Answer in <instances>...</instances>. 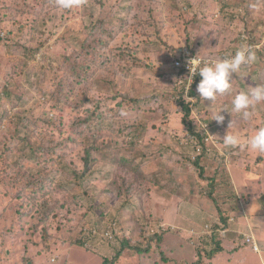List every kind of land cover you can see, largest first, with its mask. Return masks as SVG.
Listing matches in <instances>:
<instances>
[{"label":"rangeland","instance_id":"374dc122","mask_svg":"<svg viewBox=\"0 0 264 264\" xmlns=\"http://www.w3.org/2000/svg\"><path fill=\"white\" fill-rule=\"evenodd\" d=\"M240 45L257 60L213 105L201 101L196 76L190 89L180 82L189 73L174 61L189 48L211 59ZM259 84L264 0H82L70 10L58 0H0V114L9 115L0 124V264H264V154L219 141L228 130L251 135L264 107L252 124L236 113L211 120ZM8 85L26 99H5ZM183 105L199 133L217 136L204 150ZM19 116L39 118L28 123L36 159L7 150L21 145ZM217 158L229 186L212 198L202 181ZM216 225L222 252L209 260L203 242ZM240 250L241 263L230 258Z\"/></svg>","mask_w":264,"mask_h":264},{"label":"clouds","instance_id":"9594fccd","mask_svg":"<svg viewBox=\"0 0 264 264\" xmlns=\"http://www.w3.org/2000/svg\"><path fill=\"white\" fill-rule=\"evenodd\" d=\"M82 0H58L59 7L73 9L79 7ZM257 60L256 51L249 45H243L225 58L205 59L196 55L188 62L189 75L180 80L187 81L186 87L190 89L192 78L199 76L201 79L197 84V91L201 101L208 99L212 105L219 96L232 91L230 77L233 73L239 74L242 67L249 66ZM212 105L210 108H212ZM264 107V84L249 87L247 91H239L232 95L230 109L228 105H221L211 111V120L222 124L225 116L222 113L239 114L241 119L249 124L257 120L258 109ZM210 120V121H211ZM233 124L229 125V129ZM206 127V123L202 128ZM209 135V134H208ZM217 137L215 135H209ZM223 149L243 148L255 154H264V124L254 128L251 135H241L238 132L227 131L222 139H219Z\"/></svg>","mask_w":264,"mask_h":264},{"label":"trees","instance_id":"16d2710c","mask_svg":"<svg viewBox=\"0 0 264 264\" xmlns=\"http://www.w3.org/2000/svg\"><path fill=\"white\" fill-rule=\"evenodd\" d=\"M239 48L240 47H238L237 49H239ZM235 51L236 50H233V53L231 52V54H234ZM189 53L190 54L193 53V50L190 49V48H189ZM231 54H229V55H231ZM229 55H226V54L221 55V56H219V55H215L214 56L213 55V56H211L212 57L211 59H218V58H221L222 59V58H225V57H227ZM200 79L201 78L197 75L196 76V80L199 81ZM26 81L28 82L29 80H26ZM28 86H29L28 88H31V89H34L35 88V87H32L30 84ZM10 87H12V86L10 85ZM28 88H27V91H29ZM27 91L24 92L25 93L24 94L25 96H26ZM2 93H3L5 99H8V100L12 99L14 101V104L13 105H16L20 100H22L23 98H25L23 96H19V97L12 98L11 93H10V90H9V85L6 86V87H4L2 89ZM49 100L53 102V101L57 100V97L53 96V93H51L50 94V97H49ZM0 101H1V98H0ZM179 103L180 104H183L182 101H179ZM1 108L2 107L0 106V109ZM182 108L186 110V117L188 116L187 117L186 124L189 127V132L191 133V135L196 140L197 145L199 147L203 148V150H204L205 147H206V145H207V143L209 144L208 135L206 133L203 135L201 132L199 133L196 130L197 129L196 124L194 125L193 124V121L189 118L188 105H183ZM8 118H9V115L6 114V112L1 113L0 114V124L5 119H8ZM17 120H18V122L15 123V124H17L16 130H15V132H14L13 135H14V137L16 139H18V143H20L21 145L19 144L20 147H18V149H16V150H12V149H7V150H9V152H12V153H14V151H20V152L24 153L28 149V150H30V153L28 155V158L29 159H36L37 158V155L34 153L35 147L34 146L32 147V144L30 142V139H32L31 132H30V127L31 126L28 123L33 120V123L35 124L36 121H39V118H31V117H28V119H27L28 120V123L25 122L20 116H19V118ZM87 126L89 127L91 125L87 124ZM102 129H103V127L99 125V128H93L92 130L95 132L96 130H99L100 131ZM204 139L206 140L207 143L204 142ZM50 153H51V151L49 149V152L47 154L45 153V155L48 156V154H50ZM209 156H210L209 158H210V161H211L212 160V155L210 154ZM54 159L55 158H52L50 161H53ZM90 159H91L90 150H86L85 151V160H86L88 166H92V164H93V162H89ZM56 160L58 161V164L60 165L61 164L60 160L58 158H56ZM224 165H225V160L223 158H221V159L217 158V162L214 163V166L216 167V169L211 170L212 175L209 176L210 178L207 176L202 181L203 183H205V185L202 188L204 189V195H206L207 197H210V196L212 198L215 197V194L218 193V191H219V190H217L218 187L220 189L222 188L221 190L223 191L225 187L229 186V183H228L229 181H226L225 180V178L227 176V171L223 168ZM139 167H140V169H143V167L141 165ZM219 167H222V168L219 169ZM92 173H95V172L92 171ZM222 193L224 195V191ZM231 196L234 197V194H232ZM220 217L222 219V228L228 229L226 232L230 233L233 230L232 224L229 225L227 216L220 215ZM218 228L222 229L220 226L218 227V225H216L215 227L213 226V230L214 231L212 232L211 236L213 235L214 237H213L212 240H210L211 242H209V243L208 242H203V246H208V247L210 246V247H212L211 250H210V252L208 250V252L205 254V257L207 259H209V260L212 259L216 254H219L220 252H222L221 242L223 240H221V239H215L217 237V234H215V233H216V231H217ZM94 239H96V238L94 237ZM80 245H83V242L82 241H81ZM200 250H202V249L200 248ZM119 253L120 252H118L115 255V258H117L119 256ZM111 263H112V260H108L107 258H105L103 260V264H111Z\"/></svg>","mask_w":264,"mask_h":264},{"label":"built area","instance_id":"2783aa9c","mask_svg":"<svg viewBox=\"0 0 264 264\" xmlns=\"http://www.w3.org/2000/svg\"><path fill=\"white\" fill-rule=\"evenodd\" d=\"M192 54H190L189 52H184V53H182V59H178V60H175L174 61V65L176 66V67H181V69L183 70V71H186V72H188V62L190 61V59H192V58H194L196 55H192ZM183 60V61H182ZM214 60V59H213ZM189 73V72H188ZM107 235V234H106ZM243 240H244V242H247V240L245 239V237L243 236ZM248 243V242H247ZM251 243H254V242H251ZM255 244V243H254ZM253 244V248H254V250H257V246H256V244L254 245Z\"/></svg>","mask_w":264,"mask_h":264},{"label":"crops","instance_id":"0c3cea01","mask_svg":"<svg viewBox=\"0 0 264 264\" xmlns=\"http://www.w3.org/2000/svg\"><path fill=\"white\" fill-rule=\"evenodd\" d=\"M232 226L234 227L235 226V224H232ZM233 232V230L230 232V233H232ZM241 237V236H240ZM263 239V238H262ZM242 240V239H241ZM243 242H244V240L243 241H241V245H243ZM245 243V242H244ZM258 244V243H257ZM259 246V245H258ZM244 250H247V251H249L248 249H244ZM259 250L261 251V249H260V247H259ZM243 250H240V251H236L235 253H233L232 255L233 256H231L230 258H233V257H236V258H238V260H239V262L241 263V262H245V261H243L242 259V257H239V255H240V253L242 252ZM250 253H252V251L250 250L249 251ZM262 252H264V251H262ZM221 253V252H220ZM253 254V253H252ZM255 255V254H254ZM219 256H221V254H219V255H217V257H219ZM264 258V257H263ZM218 259V258H217ZM217 259H213L212 261H209L210 262V264H214V262L215 261H217Z\"/></svg>","mask_w":264,"mask_h":264}]
</instances>
